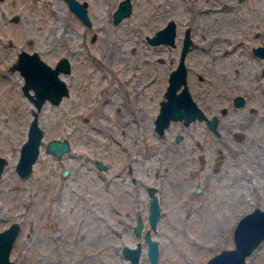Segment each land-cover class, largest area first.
Masks as SVG:
<instances>
[{
  "label": "rangeland",
  "instance_id": "rangeland-1",
  "mask_svg": "<svg viewBox=\"0 0 264 264\" xmlns=\"http://www.w3.org/2000/svg\"><path fill=\"white\" fill-rule=\"evenodd\" d=\"M130 1V13L115 22L118 0H89L87 28L62 0H0L2 16L20 14V24L0 26L1 37L15 30L16 43L24 35L40 42L57 34L71 61L61 73L69 91L59 102L45 100L36 110L15 81V96L0 99V153L8 160L0 229L20 224L10 250L15 264H130L122 247L137 240L140 263L149 264L148 227L158 239V264H202L233 245L244 212L264 207V70L254 53L264 43V0H194V12L202 9L195 22L176 15L181 30L194 23L199 45L187 56V83L207 116L217 115L218 132L195 118L171 119L162 133L154 118L177 49L147 37L171 17L173 0ZM237 94L243 101L235 104ZM34 110L42 144L30 173L20 176L15 164ZM51 137L70 147L54 154L46 149ZM149 185L160 203L154 227ZM242 264H264V239Z\"/></svg>",
  "mask_w": 264,
  "mask_h": 264
},
{
  "label": "water",
  "instance_id": "water-1",
  "mask_svg": "<svg viewBox=\"0 0 264 264\" xmlns=\"http://www.w3.org/2000/svg\"><path fill=\"white\" fill-rule=\"evenodd\" d=\"M76 3L78 2L76 1ZM78 8L81 18L89 21L85 8L82 6L76 7V9ZM130 11L131 1L120 0L114 9L113 20H120L124 15L129 14ZM174 24V20L169 19L157 29L156 33L148 36L149 41L152 43L159 40L173 42L175 33ZM190 40L189 37L185 36L186 43H184L181 58L170 70L163 97L159 100V108L154 118V127L159 133L164 131V128L169 124L171 119H182L184 123H189L195 118H205L209 126L215 128L217 115L208 117L204 109L194 99L188 87L186 78L187 65L182 58L183 52ZM254 49L264 58V44H259ZM61 61V64L54 67L49 63L43 62L42 66L33 64L32 67L24 70L25 83L23 84V88L29 97L32 98L37 108L36 110L41 107L46 99L57 103L63 95L68 93V84L59 75V71L62 69L64 72H68L70 70V63L66 57L62 58ZM262 70H264V62ZM29 86L33 88V93L28 92ZM242 101L243 96L241 94L234 96L235 104ZM36 110L33 111V116L29 121L27 137L20 145L19 156L15 164L20 176L30 173L32 164L38 156L41 139L44 134V128L38 122ZM180 137L181 134L177 133L176 138L179 139ZM69 147L70 143L66 138L51 137L46 143V149L56 155L61 154ZM7 161L6 156L0 154V176ZM97 162L100 166L103 165L100 160ZM148 193L151 195V198L147 219L151 226L154 227L160 214V203L153 185H149ZM143 224L142 218L138 217L134 226L138 234L141 233ZM19 229L20 224L17 221H11L7 226L0 229V264H15L14 260L10 258V250ZM143 237L147 245L146 253L149 264H158V239L152 236L149 227L144 230ZM262 239H264V207L256 205L244 212L236 221L233 228V245L223 247L214 252L202 264H242L246 260V256L251 253ZM142 244L141 240H137L134 245H123V254L129 259L130 264H141Z\"/></svg>",
  "mask_w": 264,
  "mask_h": 264
},
{
  "label": "flooded vegetation",
  "instance_id": "flooded-vegetation-1",
  "mask_svg": "<svg viewBox=\"0 0 264 264\" xmlns=\"http://www.w3.org/2000/svg\"><path fill=\"white\" fill-rule=\"evenodd\" d=\"M64 1L66 7L72 12V14L77 18V20L80 23H83L87 28L90 26L91 23V15L93 14L92 11L89 9V0H62ZM76 1L78 3H76ZM120 1V0H118ZM194 0H173L169 1V10L171 11V17L169 19H173L175 24V33L173 36V42H169L166 40H159L157 42H153L155 45L163 44L170 47H176L177 49V55H176V63L180 60L182 55V49L185 42V36L189 37L191 40L188 43L187 47L185 48V51L183 52V60L186 63L187 56L190 51H192L194 48H197L198 43H195L194 37L192 34V29L195 27L194 23L192 24H185L183 30H181V22L178 23L176 20V15H178L179 12L183 13V16L191 15L192 22H195V18L198 15L197 12H201L202 9L199 8L200 5H198L197 12H194V8L192 7V2ZM198 2H202V0H197ZM241 1V0H239ZM171 2V3H170ZM200 4V3H199ZM227 3H223L222 7H224ZM82 6L85 8L87 16L89 18V21H86L81 18L80 14L78 13L79 8L76 9V7ZM206 8V7H205ZM216 8V7H215ZM83 9V8H82ZM208 10V8H206ZM82 12V11H81ZM113 12L112 10V21L113 20ZM20 14L17 13V11H12L6 15H1L0 11V26H6L7 28L10 27L11 24L18 25L20 24ZM158 29V28H157ZM156 29V30H157ZM17 31L14 30V37L7 36L6 38H3L0 36V99L3 97L5 100L8 101V98L14 97L17 90L15 89L16 83L19 82L18 88L19 92L22 93L26 98L30 99L32 101V98L29 97L28 93L24 90L23 84L25 83V75L24 70H27L28 67H32L33 64L35 65H43V62L49 63L53 67L56 65H59L62 63L61 59L66 57L69 60L70 67H71V61L70 57L67 53H65L63 50L59 51L58 46V35L56 34V37L54 39H51L47 41L46 36L42 35L40 38V42L34 41V36L32 35H24V41L20 43H16V33ZM62 36V34H61ZM56 40V42L54 41ZM148 40V37H147ZM264 44V43H260ZM204 47V43L200 44ZM252 50V43L249 44ZM259 45V44H258ZM257 46V45H255ZM254 46V47H255ZM233 47V46H232ZM69 50V49H68ZM59 51L56 55L55 52ZM70 54H75L76 49L75 47H72L71 50H69ZM258 55H260L257 52H254ZM53 55V57H52ZM55 55V56H54ZM262 56V55H261ZM187 65V64H186ZM71 70V68H70ZM61 73H66L62 69L59 71V75ZM15 81V85L13 86V82ZM7 84V85H6ZM28 92H32V87H28ZM1 102L0 104H3L5 102ZM217 122V120H216ZM206 123L209 126L207 119ZM213 131L218 132L215 124V128H212L209 126Z\"/></svg>",
  "mask_w": 264,
  "mask_h": 264
},
{
  "label": "bare ground",
  "instance_id": "bare-ground-1",
  "mask_svg": "<svg viewBox=\"0 0 264 264\" xmlns=\"http://www.w3.org/2000/svg\"><path fill=\"white\" fill-rule=\"evenodd\" d=\"M194 90V89H193ZM240 126H242L243 127V125H242V122H240ZM100 128V127H99Z\"/></svg>",
  "mask_w": 264,
  "mask_h": 264
}]
</instances>
